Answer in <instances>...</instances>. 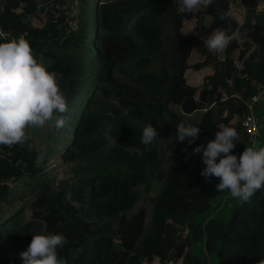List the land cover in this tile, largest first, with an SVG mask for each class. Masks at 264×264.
<instances>
[{"label": "trees", "instance_id": "obj_1", "mask_svg": "<svg viewBox=\"0 0 264 264\" xmlns=\"http://www.w3.org/2000/svg\"><path fill=\"white\" fill-rule=\"evenodd\" d=\"M238 1L247 9L243 23L236 17L221 20L218 12L230 11L232 0H214L201 7L209 21L198 18L196 32L185 34L183 20L197 12L180 14L178 0H99L88 43L84 20L78 30L68 29L65 0L0 1V29L25 36L66 96L69 110L63 115L73 134L61 154L80 153L94 162L54 185L42 176L36 144L0 145V264H23L20 254L38 228L66 237L58 252L67 264H256L264 258V189L233 204L227 218L194 220L211 206V190L220 180L201 175L203 153L193 150L206 147L224 124L237 129L233 153L242 154L250 146L241 124L247 99L258 86L264 88V5ZM216 29H227L230 43L211 62L203 83L191 84L188 68L209 64L204 40ZM193 49L204 57L190 65ZM130 64L141 68L128 78L115 75ZM82 91L87 101L72 114ZM261 111L264 115V106ZM182 120L200 128L192 144L177 141ZM150 122L159 136L146 150L140 141ZM52 128L49 122L38 134L50 140ZM169 134L164 146L160 141ZM152 176L161 184L147 197L146 225L144 205L128 212L141 195L138 185ZM26 207L31 217L24 220ZM201 239L217 260L190 248L191 240Z\"/></svg>", "mask_w": 264, "mask_h": 264}, {"label": "clouds", "instance_id": "obj_2", "mask_svg": "<svg viewBox=\"0 0 264 264\" xmlns=\"http://www.w3.org/2000/svg\"><path fill=\"white\" fill-rule=\"evenodd\" d=\"M178 2V12L183 15L195 13L201 6L206 9L214 0ZM218 16L221 20L235 19L230 11L218 12ZM204 43L211 53H222L230 43L229 32L216 29ZM68 110L56 73L49 71L43 57L37 59L24 35L17 37L0 29V145L24 144L29 128L43 129L49 122H54L57 129L63 128L67 122L63 114ZM217 127L215 138L206 147L198 145L193 150L194 154L203 153L206 167L201 175L206 179L219 178L218 192L227 190L232 198L248 201L255 192L264 189V145L252 139L250 146L238 156L233 153L239 140L237 129L224 124ZM199 133V126L185 120L176 125L177 141L187 139L192 144ZM158 136L150 122L143 128L140 142L150 150ZM66 243L63 234L34 233L27 249L20 254L23 264H67L58 252ZM256 264H264V258Z\"/></svg>", "mask_w": 264, "mask_h": 264}, {"label": "rangeland", "instance_id": "obj_3", "mask_svg": "<svg viewBox=\"0 0 264 264\" xmlns=\"http://www.w3.org/2000/svg\"><path fill=\"white\" fill-rule=\"evenodd\" d=\"M3 1V0H0ZM99 0H65L63 5H61L66 13L67 16V24H68V29L69 28H75V30L79 29L81 27L82 21L87 24L86 26V32H87V43L91 41V36L93 34V29H94V21L96 17L95 13V4ZM264 5L263 0L258 1V6L259 8H262ZM202 7V6H201ZM230 12L234 14V16L238 19V21L243 23V21L247 17V9L244 5H242L238 0H232L231 6H230ZM203 18V22H208L209 17L207 18L206 15L201 12V8L197 11L196 15L193 16L192 18L184 19L182 22V27L181 30L184 33L190 32V33H195V26L197 25L198 18ZM245 31V30H244ZM243 31V32H244ZM237 37L243 38V33L242 37L240 36L239 33H237ZM62 38V37H61ZM255 45H251L253 48ZM75 51H80L79 49H76ZM211 53V52H210ZM235 56L237 57L238 51H234ZM224 55V53H216L210 54V62L209 64H205L206 66H201L200 68L196 67H189L188 72L186 74V79H189L190 77V83L194 85H201L204 81V77L207 75H210L211 73V62L214 61V58H221ZM204 56H202L196 49H193L191 51V54L188 58V63L191 65L193 62L196 60L201 61ZM240 62H236V64H240ZM88 65L91 67H97V64L89 62ZM130 68L126 70V72H116L115 75L117 76H122L124 78H128L132 69L136 68H141L139 65H128ZM159 64H153V68H158ZM94 69V70H95ZM194 72V75H191V72ZM90 75L92 74L91 72L89 73ZM262 89L260 86H258V89L256 92H260ZM87 99V95L85 92H81L80 98L77 100V105L75 109L72 111V114L77 112L79 109V106L85 103V100ZM87 101V100H86ZM264 104L260 105V108L257 111L258 115V121H259V139H258V144L264 145V115L263 112L261 111L262 107ZM98 111H104L103 107H98ZM71 114V113H70ZM199 113L196 112L192 116H198ZM72 123L67 122L66 126L63 128L57 129V128H52L49 129L52 131V139L47 140L46 135L40 136L38 133H40L39 129L36 131L34 128H29L27 130V136L28 139L26 140L27 144H36V148L40 150L41 154L40 157L43 159L41 164L45 166V169L43 171L44 178L52 182L54 185H56L59 181L63 179H67L69 177H73V175L82 170L86 169L89 166H92L94 164L93 161H91L90 158H88L84 154L77 153V155L73 158H64L63 155L61 154V150L59 148L65 146L64 140L66 137H70L73 132H72ZM49 127H52V123H50ZM45 134V133H44ZM171 134L163 137V139L160 141L164 146H167V142L170 139ZM61 137V138H59ZM110 140V138H108ZM50 145V146H49ZM52 145V146H51ZM186 145H189L187 142ZM51 148V150H49ZM50 151L49 154H47V151ZM160 182H157V179L155 176L150 177L149 179H145L143 182H141L138 185V189L140 191V197L137 199L136 203L133 205L132 209L128 212L129 214H132L136 212L139 208V206L144 205L147 210V218H146V225L149 222L150 218V210H151V202L147 198L154 196L158 190L160 189ZM212 194V203L209 209L207 210L206 213L200 214V215H195L194 220L203 223L207 217H223L227 218L229 215L230 208L233 204L240 203L241 200L232 198L230 194L228 193L227 190L223 192H218L216 186L212 188L211 190ZM79 204V202L77 203ZM24 220H27L31 217V211L29 207H26L23 210L22 213ZM187 229V228H186ZM37 232H43V228H38L36 229L35 233ZM117 238L115 237L114 242L115 245L119 243L117 242ZM190 248L194 250L196 253L206 255L209 259L211 260H217L216 257H214L213 253L208 252V250L204 246V241L203 239L201 240H191V245ZM72 251L73 253L77 252Z\"/></svg>", "mask_w": 264, "mask_h": 264}, {"label": "built area", "instance_id": "obj_4", "mask_svg": "<svg viewBox=\"0 0 264 264\" xmlns=\"http://www.w3.org/2000/svg\"><path fill=\"white\" fill-rule=\"evenodd\" d=\"M262 104H264V89L260 92H255L247 99V113L242 118L241 124L247 134L250 144L252 139L257 141V138L260 136L257 111Z\"/></svg>", "mask_w": 264, "mask_h": 264}, {"label": "water", "instance_id": "obj_5", "mask_svg": "<svg viewBox=\"0 0 264 264\" xmlns=\"http://www.w3.org/2000/svg\"><path fill=\"white\" fill-rule=\"evenodd\" d=\"M259 1V0H258Z\"/></svg>", "mask_w": 264, "mask_h": 264}]
</instances>
